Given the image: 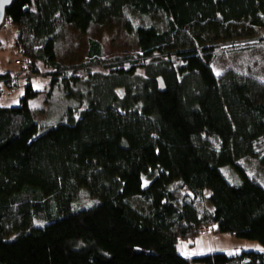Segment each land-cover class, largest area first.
I'll return each instance as SVG.
<instances>
[{
    "label": "trees",
    "instance_id": "1",
    "mask_svg": "<svg viewBox=\"0 0 264 264\" xmlns=\"http://www.w3.org/2000/svg\"><path fill=\"white\" fill-rule=\"evenodd\" d=\"M110 16L137 52L129 66L105 62L88 40L89 64L104 70L61 78L86 100L77 120H35L31 84L18 105H0V264H264V184L237 164L264 166V80L212 69L222 44L264 38V0H14L0 27L16 28L12 63L49 67L54 81L64 24L86 32ZM11 74L0 72V95L19 86ZM83 194L93 202L75 208ZM204 225L263 249L180 254Z\"/></svg>",
    "mask_w": 264,
    "mask_h": 264
},
{
    "label": "rangeland",
    "instance_id": "2",
    "mask_svg": "<svg viewBox=\"0 0 264 264\" xmlns=\"http://www.w3.org/2000/svg\"><path fill=\"white\" fill-rule=\"evenodd\" d=\"M15 30L16 28L9 21H5L4 25L0 27V72H10L11 69H16L11 71V75L19 77V86L14 89H6L0 95V105H18L20 97L25 92V87L31 84L33 89L39 93L30 99L29 107L35 120L41 122L77 120L82 111L87 108L85 99L80 101L69 95L61 78L63 75L84 77L89 71L104 70L99 64H89L90 57L87 51L90 38L101 43L105 62L126 57L122 61H124V65L129 66L133 60L128 57L137 52L136 38L125 32L121 18L107 17L103 23H92L86 32H81L74 24H64L55 48L57 60L62 65V71L52 81V69L41 64L39 66L41 71L36 75L21 72L15 62L16 57L13 63L6 66L7 62H12V56L16 54L11 52ZM261 36L255 33L222 44L212 63L215 74L219 75L227 69L233 68L264 80V38ZM137 71L142 72L141 68H137ZM1 86L5 88L3 83ZM81 89L85 91L83 86ZM237 164L244 169L248 176L264 184V166L259 163L258 159L246 156L239 159ZM222 172L229 181L240 179L238 171L232 165L223 166ZM92 202L93 200L83 194L81 199L75 203V208L88 206ZM195 202L200 209L210 206L205 199H195ZM177 248L180 254L186 257L212 252H224L229 256H234L241 250L260 251L263 249V245L257 240L239 238L230 232L216 234L210 231L209 234L180 239Z\"/></svg>",
    "mask_w": 264,
    "mask_h": 264
},
{
    "label": "water",
    "instance_id": "3",
    "mask_svg": "<svg viewBox=\"0 0 264 264\" xmlns=\"http://www.w3.org/2000/svg\"><path fill=\"white\" fill-rule=\"evenodd\" d=\"M14 0H0V26L3 24L5 19V11L12 4ZM158 85L160 90H164V82L162 77L158 78Z\"/></svg>",
    "mask_w": 264,
    "mask_h": 264
},
{
    "label": "built area",
    "instance_id": "4",
    "mask_svg": "<svg viewBox=\"0 0 264 264\" xmlns=\"http://www.w3.org/2000/svg\"><path fill=\"white\" fill-rule=\"evenodd\" d=\"M15 62H17V65H19V66L25 64L24 61L21 58H18L17 60H15ZM18 78L19 77L17 75L16 76L13 75L12 78H11V80H13L14 82L15 81L18 82L19 81ZM200 232L202 234H207V232H208V226L204 225L203 227H201L200 228Z\"/></svg>",
    "mask_w": 264,
    "mask_h": 264
},
{
    "label": "crops",
    "instance_id": "5",
    "mask_svg": "<svg viewBox=\"0 0 264 264\" xmlns=\"http://www.w3.org/2000/svg\"><path fill=\"white\" fill-rule=\"evenodd\" d=\"M9 63H12V62H7V64H6V66L8 67V64ZM6 68V67H5ZM14 70H16V69H11L10 71H14Z\"/></svg>",
    "mask_w": 264,
    "mask_h": 264
}]
</instances>
